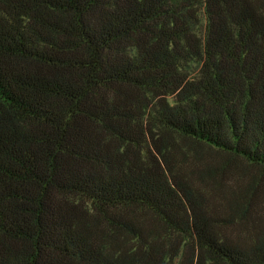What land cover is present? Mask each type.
Masks as SVG:
<instances>
[{
    "label": "trees",
    "instance_id": "obj_1",
    "mask_svg": "<svg viewBox=\"0 0 264 264\" xmlns=\"http://www.w3.org/2000/svg\"><path fill=\"white\" fill-rule=\"evenodd\" d=\"M263 179L264 0H0V264H264Z\"/></svg>",
    "mask_w": 264,
    "mask_h": 264
},
{
    "label": "rangeland",
    "instance_id": "obj_2",
    "mask_svg": "<svg viewBox=\"0 0 264 264\" xmlns=\"http://www.w3.org/2000/svg\"><path fill=\"white\" fill-rule=\"evenodd\" d=\"M255 168H252L251 170H253V171H256V170H254ZM263 184H264V179H263Z\"/></svg>",
    "mask_w": 264,
    "mask_h": 264
}]
</instances>
